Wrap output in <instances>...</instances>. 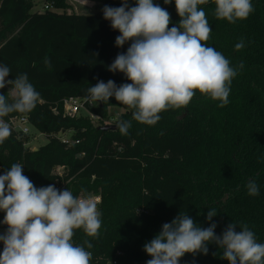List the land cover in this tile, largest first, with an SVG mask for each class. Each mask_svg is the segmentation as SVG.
<instances>
[{"label": "trees", "instance_id": "1", "mask_svg": "<svg viewBox=\"0 0 264 264\" xmlns=\"http://www.w3.org/2000/svg\"><path fill=\"white\" fill-rule=\"evenodd\" d=\"M46 1H52L57 11H33V0H0V64L11 69L6 79L26 73L41 97L31 112L4 119L27 116L49 138L33 150L12 131L0 143L2 174L21 163L24 175L39 188L54 183L52 170L65 166L64 178L70 180L74 196L101 194L99 236L88 237L78 229L72 238L75 244L84 240L93 244L87 249L92 252L90 264H146L151 257L143 246L162 224L186 212L206 228L210 223L206 214L212 208L218 211L212 221L217 235L231 222L237 231L245 223L264 243V0H251L254 11L235 23L215 17L213 0L198 6L212 28L207 45L221 52L233 68L243 64L232 80L226 106L218 107L219 101L196 91L187 107L159 113L161 119L151 126L133 120V110L114 98L91 108L102 119L109 118L110 107L124 109L115 124L131 121L127 135L118 127L101 130L103 121L94 125L85 114L66 115L64 102L86 98L87 89L98 80L131 83L123 73L107 70L129 45L115 46L120 33L102 11L68 13L66 0ZM128 2L135 5V0ZM102 3L119 7L122 0ZM154 3L170 13L169 28L178 23L175 0ZM241 39L245 46L236 50ZM7 92V87L0 89V94ZM62 131L71 133L73 144L61 141ZM249 180L259 186L258 195L247 194ZM4 215L0 211V221ZM208 247V255L185 254L180 264H228L220 258L223 249Z\"/></svg>", "mask_w": 264, "mask_h": 264}, {"label": "clouds", "instance_id": "2", "mask_svg": "<svg viewBox=\"0 0 264 264\" xmlns=\"http://www.w3.org/2000/svg\"><path fill=\"white\" fill-rule=\"evenodd\" d=\"M165 5L172 0H163ZM209 0H175L180 17L169 28L171 15L154 0H135L130 6L122 0L121 6L105 5L103 18L110 21L120 35L115 39L118 48L128 44L126 52L118 53L108 66L112 73H123L131 83L117 85L115 81L98 80L87 89L89 103L117 102L132 109V119L141 124L155 125L159 113L188 106L199 91L218 107L229 103L232 80L237 68L214 47L207 45L212 28L203 8ZM214 15L219 20L235 23L254 11L251 0H213ZM245 42L235 45L241 50ZM98 55V54H97ZM46 64L50 61L46 60ZM11 69L0 64V143L12 134L4 119L12 113L31 112L40 101V93L29 82L26 73L6 79ZM131 121L119 120L117 127L127 135ZM23 165L14 163L0 175V211L5 213L0 233L3 250L0 264H90L93 244L84 240L75 244V230L82 229L88 237L97 238L101 228L98 198L74 196L68 188L57 189L54 184L37 188L24 175ZM247 194H259L255 180L246 185ZM216 208L209 209V226L198 225L186 212H180L171 222L162 224L161 230L143 246L151 257L146 264H180L185 254L208 255L209 244L223 249L221 259L228 264H264V243H259L247 224L229 223L220 235L213 217ZM216 255V253H213Z\"/></svg>", "mask_w": 264, "mask_h": 264}, {"label": "built area", "instance_id": "3", "mask_svg": "<svg viewBox=\"0 0 264 264\" xmlns=\"http://www.w3.org/2000/svg\"><path fill=\"white\" fill-rule=\"evenodd\" d=\"M53 6H54L53 2L48 1L45 3L44 9L41 11L50 10L53 8ZM99 104L100 103H98L97 105ZM97 105L94 106L93 103H89L86 98L71 97L65 100L64 109H65V114L68 116H77V114L82 109H84L87 112L88 116L91 119L96 120L98 123H100V121H103L104 125L115 124L114 118L102 119L100 116L95 115L94 113L91 112V108L96 107ZM7 122L10 124L12 131L16 133L19 139H22L24 141V146L29 149H33L31 146V141H30V136H29L30 126H32V124L30 123L28 117L27 116H15V117H11ZM25 137H28V139H24ZM60 139L66 145H71L74 143L73 139L68 138V134L65 131H62V133L60 134ZM75 143H79V140L75 141ZM67 170L68 169L65 166L55 167L52 170V174L55 175L56 180L52 184H54L57 189L64 190L68 188L70 191H72L68 186L70 180H67L64 178L67 174ZM0 175H2L1 165H0ZM77 196H80V197L91 196L94 198H98V209L100 211V205L102 201V197L100 193H93V192L83 193L82 192L78 194ZM109 264H116V261L109 263Z\"/></svg>", "mask_w": 264, "mask_h": 264}, {"label": "rangeland", "instance_id": "4", "mask_svg": "<svg viewBox=\"0 0 264 264\" xmlns=\"http://www.w3.org/2000/svg\"><path fill=\"white\" fill-rule=\"evenodd\" d=\"M81 1H84L85 4H82L79 1L76 2V0H73L74 3L71 4V6L73 7L72 12H76V13H99L103 9L102 0H81ZM33 2H34L33 11H41L44 9V5L48 1H46V0H33ZM75 3H76V8H75ZM51 10H55V9L52 8ZM55 11H57V10H55ZM123 112H124V109H122V108L115 107V106L110 107L109 111H108L109 119L114 118L117 120L118 117L120 116V114H122ZM79 114L88 115L84 109H82L77 114V116ZM91 120H92V123L94 125L98 124V122L96 120H94V119H91ZM70 135H71V133H68V138H71ZM29 136H30L31 146L33 149H38L39 147L47 144V142L49 141V138L47 137V135L38 131L34 126H30ZM6 227H7L6 225L0 227V233H3L6 230ZM0 244L3 245L2 242H0Z\"/></svg>", "mask_w": 264, "mask_h": 264}, {"label": "water", "instance_id": "5", "mask_svg": "<svg viewBox=\"0 0 264 264\" xmlns=\"http://www.w3.org/2000/svg\"><path fill=\"white\" fill-rule=\"evenodd\" d=\"M99 103L101 104V102ZM116 128H117V124H107V125L99 126V129L104 130V131L109 130V129H116Z\"/></svg>", "mask_w": 264, "mask_h": 264}, {"label": "crops", "instance_id": "6", "mask_svg": "<svg viewBox=\"0 0 264 264\" xmlns=\"http://www.w3.org/2000/svg\"><path fill=\"white\" fill-rule=\"evenodd\" d=\"M81 2L82 4H85L84 1H81V0H76V2ZM67 3L70 5V7L66 10L68 13H72L73 11V7L71 6V4H73V0H68ZM75 8H76V3H75Z\"/></svg>", "mask_w": 264, "mask_h": 264}]
</instances>
